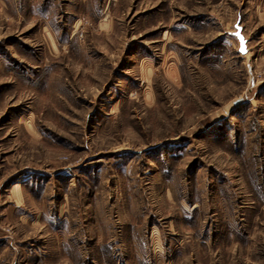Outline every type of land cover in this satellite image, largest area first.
Wrapping results in <instances>:
<instances>
[{"label": "rangeland", "instance_id": "obj_1", "mask_svg": "<svg viewBox=\"0 0 264 264\" xmlns=\"http://www.w3.org/2000/svg\"><path fill=\"white\" fill-rule=\"evenodd\" d=\"M0 264H264V0H0Z\"/></svg>", "mask_w": 264, "mask_h": 264}, {"label": "water", "instance_id": "obj_2", "mask_svg": "<svg viewBox=\"0 0 264 264\" xmlns=\"http://www.w3.org/2000/svg\"><path fill=\"white\" fill-rule=\"evenodd\" d=\"M235 32L233 33V36L238 41V53L240 55L247 54V47H246V40L244 39V36L242 35V28L240 26V21L238 20L237 23L234 25ZM243 46L244 51L241 52V47Z\"/></svg>", "mask_w": 264, "mask_h": 264}, {"label": "crops", "instance_id": "obj_3", "mask_svg": "<svg viewBox=\"0 0 264 264\" xmlns=\"http://www.w3.org/2000/svg\"><path fill=\"white\" fill-rule=\"evenodd\" d=\"M82 4H84V6H86L85 4H87V3H85V1H83V3H76L75 5H76V7H78V6H81Z\"/></svg>", "mask_w": 264, "mask_h": 264}, {"label": "snow or ice", "instance_id": "obj_4", "mask_svg": "<svg viewBox=\"0 0 264 264\" xmlns=\"http://www.w3.org/2000/svg\"><path fill=\"white\" fill-rule=\"evenodd\" d=\"M244 51V49H243V46L241 47V52H243Z\"/></svg>", "mask_w": 264, "mask_h": 264}]
</instances>
